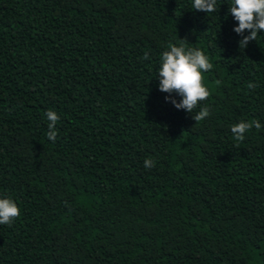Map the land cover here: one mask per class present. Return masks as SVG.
Instances as JSON below:
<instances>
[{
  "label": "trees",
  "instance_id": "trees-1",
  "mask_svg": "<svg viewBox=\"0 0 264 264\" xmlns=\"http://www.w3.org/2000/svg\"><path fill=\"white\" fill-rule=\"evenodd\" d=\"M192 2L0 0V264H264V31ZM180 39L213 64L192 114L159 90Z\"/></svg>",
  "mask_w": 264,
  "mask_h": 264
},
{
  "label": "clouds",
  "instance_id": "clouds-1",
  "mask_svg": "<svg viewBox=\"0 0 264 264\" xmlns=\"http://www.w3.org/2000/svg\"><path fill=\"white\" fill-rule=\"evenodd\" d=\"M192 7L196 11L211 13L216 11L217 0H193ZM229 14L238 22L234 31L242 37L240 48L245 49L250 41L256 40L258 33L264 31V0H233L229 8ZM249 35H245V32ZM186 39H180L179 46L172 45L169 50H165L161 57V67L159 69V90L169 94H176L181 99L177 101L171 95L166 99L177 109H184L191 113L198 105L205 101L211 92L204 84V73L213 68L209 57L199 48L186 47ZM145 59L148 54L145 53ZM250 88L256 85H249ZM210 115L208 107L202 108L192 118L198 122ZM48 124V138L56 140V125L59 115L52 110L46 113ZM253 127L257 130L261 124L256 121H241L231 127L237 141L245 138V133ZM144 166L151 168L155 162L151 159L145 160ZM20 215L17 203L11 198H0V224L11 226Z\"/></svg>",
  "mask_w": 264,
  "mask_h": 264
}]
</instances>
